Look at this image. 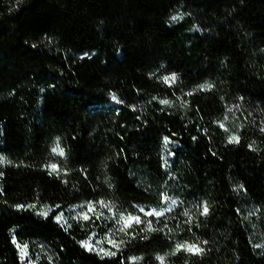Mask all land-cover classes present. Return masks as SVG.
<instances>
[{
	"label": "trees",
	"instance_id": "trees-1",
	"mask_svg": "<svg viewBox=\"0 0 264 264\" xmlns=\"http://www.w3.org/2000/svg\"><path fill=\"white\" fill-rule=\"evenodd\" d=\"M0 156V264H264V0H0Z\"/></svg>",
	"mask_w": 264,
	"mask_h": 264
},
{
	"label": "rangeland",
	"instance_id": "rangeland-1",
	"mask_svg": "<svg viewBox=\"0 0 264 264\" xmlns=\"http://www.w3.org/2000/svg\"><path fill=\"white\" fill-rule=\"evenodd\" d=\"M173 81V78L170 76L166 79V82L170 83ZM165 155H164V164L166 167H169L170 161L173 157V146L171 147L170 144L167 142L165 144ZM3 158L0 156V164L3 163ZM167 198H163V204H166L165 207L161 206L158 208L155 207H143L140 208V212L142 214H146L148 212L152 213H162V215L166 212L167 208L171 206V203L167 201ZM92 208L90 205H81L76 207L67 208L65 211H62L58 213L56 216V221L59 223L62 227L67 228L68 226L76 223V222H85V223H91L94 225V222L92 221ZM45 214L50 215L51 211L46 210ZM147 215V214H146ZM155 215V214H153ZM151 216V215H148ZM155 216H161V215H155ZM87 217V218H85ZM127 218H136L134 216H124L123 221ZM136 220L131 219L128 220V223H134ZM127 223V225H128ZM126 224V223H125ZM82 247L86 249L89 252L95 253L96 255H100L103 257L112 258L117 249H118V243H116V240L111 235L103 236L101 232L97 231L94 233L89 239L82 242ZM21 256L22 261H24V264H33L31 260L29 259V253L26 247H21ZM109 253H114L113 255H110Z\"/></svg>",
	"mask_w": 264,
	"mask_h": 264
},
{
	"label": "snow or ice",
	"instance_id": "snow-or-ice-1",
	"mask_svg": "<svg viewBox=\"0 0 264 264\" xmlns=\"http://www.w3.org/2000/svg\"><path fill=\"white\" fill-rule=\"evenodd\" d=\"M174 79V78H173ZM165 103H167L166 101H165ZM230 142H239L238 141V138L237 137H233L232 138V141H230ZM61 154H63L62 153V151H61ZM54 167V166H53ZM207 212H208V208H207V206H205L204 207V213L205 214H207ZM147 215H153V214H155V215H162V213H152V212H148V213H146ZM85 218H87V217H85ZM131 219H135L136 220V222H139V217H136V218H127L126 220H125V223L127 224L128 223V220H131ZM179 247H184L185 248V250H187V251H189V252H193V253H195V254H199V253H201L203 250L201 249V248H199V247H197V246H195V245H189V246H179ZM110 255H113L114 253H109ZM161 259V261H163V258H160Z\"/></svg>",
	"mask_w": 264,
	"mask_h": 264
}]
</instances>
